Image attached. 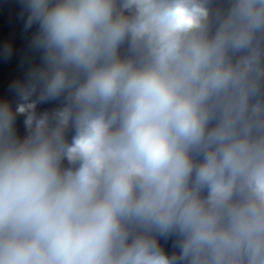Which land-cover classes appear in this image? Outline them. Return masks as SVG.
<instances>
[{
	"label": "clouds",
	"instance_id": "obj_1",
	"mask_svg": "<svg viewBox=\"0 0 264 264\" xmlns=\"http://www.w3.org/2000/svg\"><path fill=\"white\" fill-rule=\"evenodd\" d=\"M16 4L0 264H264V0Z\"/></svg>",
	"mask_w": 264,
	"mask_h": 264
},
{
	"label": "water",
	"instance_id": "obj_2",
	"mask_svg": "<svg viewBox=\"0 0 264 264\" xmlns=\"http://www.w3.org/2000/svg\"><path fill=\"white\" fill-rule=\"evenodd\" d=\"M18 11L16 0H0V31L8 32L14 39L20 41V50L23 52L26 39L23 33V22L18 18ZM14 71L20 72L21 69L17 67ZM9 74V71L5 69V75Z\"/></svg>",
	"mask_w": 264,
	"mask_h": 264
}]
</instances>
